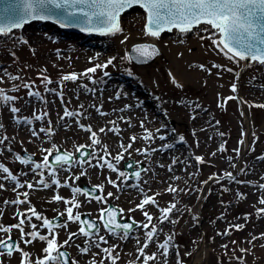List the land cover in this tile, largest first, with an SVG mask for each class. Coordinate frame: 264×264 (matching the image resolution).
Segmentation results:
<instances>
[{
    "label": "rangeland",
    "instance_id": "obj_1",
    "mask_svg": "<svg viewBox=\"0 0 264 264\" xmlns=\"http://www.w3.org/2000/svg\"><path fill=\"white\" fill-rule=\"evenodd\" d=\"M129 21L131 26L125 28ZM145 21V15L133 13L132 19L121 21L125 25L121 27V33L97 36L96 46L112 47L109 53H102L98 64H104L113 57L115 59L107 68L88 74L94 83L80 76L94 58L88 52L90 40L82 43L81 38L87 37L84 34H63L57 28L37 26L27 28L31 33L28 38H23V29L12 32L9 38L0 37V80H3L0 89L18 97L13 106L21 109L15 116V119L21 121L17 124L12 123L15 120L11 112L7 116L9 108L0 107V124L3 125L0 137H7L0 144V163L17 176V182L33 183L35 186L34 190L21 187L13 191L15 183L5 178L6 174L0 173V184L4 185L0 189V224H17L23 217H18L16 213L30 216L28 210L31 206L42 217L56 221L54 224H68L67 228L53 229L57 234V243L62 244L68 239L69 233L78 232L79 222H69L65 212L67 206L63 201H55L53 197L59 195L71 199L70 189L79 187L81 193L77 195L76 201L82 206L74 208L73 215L79 212L81 216L87 215L96 222L100 235H104L108 243H102L98 249L85 244L86 238L81 235L73 237L68 245L60 249L68 253L69 264L72 261L77 264L96 261V264H100L102 259L104 264H111L101 249L114 245H118L112 253L113 257L119 254L117 264H143V257L137 259L139 253L136 241L138 238L140 246L144 244V230L135 227L127 240L118 238L119 231L117 236H110L100 223L99 213L101 209L112 205L119 210L120 221L146 222L139 209H130H135L145 196H155L158 207L146 206L153 217H160L159 209L167 208L171 203H176L179 209L171 215V219L178 220L176 224L166 222L161 225L158 219L152 221V224L162 229L158 234L159 242H163L168 235H174V247L170 249L167 264H177L178 258L181 264H240L237 258H241L243 264H264V238H259L264 234V213L257 214V209L264 208L259 203L260 198L264 197V190L259 188V185L264 184V179H261L264 177V107H260L264 105V68L247 67L242 61L235 63L228 60L212 45L208 38L212 35L195 34L191 37L170 33H161V47L154 44L160 53L154 63L135 66L124 57L135 44H151L144 40L141 27ZM21 39L26 43H20ZM122 40L125 42L121 43ZM214 63L222 67L212 68ZM199 65H204L207 71L200 70ZM226 68L232 71H226ZM4 70L21 79L9 80ZM70 73L77 74L79 78L75 82H60L63 75ZM45 76L53 81L47 85L53 92L45 90L42 83ZM24 83L33 85L30 90L41 95L28 96L29 89L23 87ZM233 84L237 87L235 93L230 90ZM16 85H20L18 91H9ZM119 91H124L128 96L125 97ZM57 93H62V98ZM229 96L240 97L242 104L239 99L224 103ZM220 104L223 107H218ZM65 108L82 115L61 120ZM97 108L106 115L98 113ZM34 114L42 116V125L39 127L47 128L51 124V136L35 130L37 120ZM123 115H127L128 120H123ZM245 115L252 124L248 141L245 140L248 130ZM25 119L32 123L24 124ZM110 121H115V124ZM78 125L90 126L96 132L100 144L91 145L90 133ZM114 127L120 129L118 135L110 131H99L100 128ZM145 129L155 138L143 139ZM157 129L160 131L157 132ZM33 131L38 135L33 136ZM161 135L165 136V140L158 138ZM132 136L136 137V142L116 164L112 158L123 151L120 145L127 146ZM221 144L226 151L218 150ZM80 145H85L83 149H88L90 153L95 149L98 157L104 156L106 146L109 155L104 156V159L113 163L117 172L106 167L90 166L87 161L93 165H102L103 161L89 155L86 160H81L82 165L57 172L56 179L61 182V186L50 184L49 188L44 189L36 185L41 177L33 174L30 165L43 162V157L48 154L43 150L51 149V156L60 150L77 157L76 148ZM164 145L172 147L164 148ZM235 149H239V154ZM145 151L147 155L142 154ZM25 154L34 158L30 165H21L16 160L17 155L23 158ZM196 156L202 157L203 163L197 164ZM173 161H176L174 165ZM128 162L134 163L135 170L142 168L139 179L129 180L130 173L125 172L124 167ZM170 165L173 166L171 172L168 170ZM81 171L85 175L81 176ZM121 171L128 177L126 183H122L123 178L118 175ZM47 172V169L43 170V175L50 183L51 178ZM225 173L232 174V182L221 180L206 189L204 182L209 177H220ZM76 176L80 178L73 182ZM173 177L179 179L174 180ZM109 179L115 181L117 187L109 184ZM65 180L69 184L67 188L62 186ZM96 185H104L102 191L96 190V195L106 197L111 192L113 197L108 198L106 203H100L89 195H83V186L94 188ZM169 185L181 191L169 193ZM26 191L29 192V203H4L17 197L23 200L24 196L20 193ZM237 193H242L244 198H238ZM59 213L65 214L59 216ZM32 223L37 224L40 235H48V230L41 227L42 221L32 217ZM236 225L243 227L237 231L234 227ZM23 227L25 232L33 231L30 225ZM226 229L230 230V235H217ZM20 235L18 229H12V239L19 243L23 251L30 253L31 264H35L37 258L44 256L42 249L46 243L37 238L32 244L25 245ZM7 236L0 231V239H7ZM77 245L80 248L89 247V253L81 254ZM145 252L148 255L155 253L158 257V260L149 261L148 264H164L162 250L158 251L156 243H152ZM21 258L20 252H14L12 257L0 255V264H21Z\"/></svg>",
    "mask_w": 264,
    "mask_h": 264
},
{
    "label": "snow or ice",
    "instance_id": "obj_2",
    "mask_svg": "<svg viewBox=\"0 0 264 264\" xmlns=\"http://www.w3.org/2000/svg\"><path fill=\"white\" fill-rule=\"evenodd\" d=\"M2 2L5 5L2 9H0V37L2 38H9L14 29H20L32 20H52L54 23H59L62 28L79 27L80 31L82 32L95 31L101 35H116L123 31L119 22V17L121 14L125 10L138 5L143 8L144 12L146 13V24L143 28V33L145 36L158 39L162 32H171L173 29H177L181 34L186 35L198 25H209L211 29L215 30V32L211 37L208 38L211 39L212 45L215 47V49H217L218 52L223 53L228 60L235 63H238L239 61H248L250 63H258L259 65L264 66V0H2ZM205 31H207V29H205ZM203 38L204 37H201V39ZM126 39L127 37H125V40ZM19 42L26 43V41L23 39H21ZM124 42V40L121 41V43ZM131 51L135 54V57L129 56L128 53H126L124 59L132 60L135 58L141 63H146L148 60L159 54L158 49L154 44L135 45ZM114 59L115 57L110 58L104 64H96L93 67L86 69L85 72L80 74V76L87 77L90 81H92V78L88 76V74H94L98 69L103 70L107 68L112 64ZM221 67V65L215 63L212 64V68L219 69ZM199 68L202 71H207L204 65H199ZM225 70L229 72L232 71L230 68H226ZM4 75H6L8 79L12 81L21 79V77L13 76L7 73L6 70H4ZM105 75H107L106 72ZM78 78L79 77L77 74L70 73L63 75L60 82H75ZM2 82L3 80H0V83ZM92 82L94 83L95 81ZM42 83L44 84L46 91H54L53 89L47 87V85L53 83V81H51L48 77H43ZM173 83H175L174 79ZM32 86L33 85H29L28 83L23 84L24 88L29 89L28 96L39 97L41 95L39 92H33L30 90ZM19 87L20 85H16L15 87L9 89V91L16 92L19 90ZM230 90L235 93L237 91L236 85L233 84ZM57 95H60L62 98V93H57ZM118 98L119 94L117 95V99ZM16 99H18V97L8 95L4 89H0V107L9 108L10 112L13 114L15 123L20 124L21 121L15 119L16 114L20 111V109L13 106ZM231 99L238 100L239 98L235 96H229L225 98L224 103H227V101ZM81 107L83 106L81 105ZM218 107H223V104L218 105ZM260 107H264V105H260ZM97 112L101 115H106L105 113L100 112L99 108H97ZM44 115L47 116V112H45ZM80 115H82L80 112H71L65 108L64 114L60 117V119L64 120L65 118H74ZM34 119L40 121L42 120V116L34 114ZM125 122L127 123V121ZM23 123L31 124L32 121L25 119ZM109 123L115 124V121H110ZM78 126L84 131L90 133L89 139L91 141V145L100 144L99 139L96 138V132L93 131L90 126ZM143 126V122H141V127L143 128ZM2 128L3 125L0 124V129ZM39 131L45 133L48 136L53 134L51 124H49L47 128H40ZM99 131L101 133L110 131L118 135L120 129L118 127L109 129L100 128ZM159 131L160 129H157V132ZM145 132L146 135L143 137V139L152 140L155 138L152 133L147 131V129H145ZM32 135L37 136L38 134L37 132L33 131ZM220 135L223 134L221 133ZM158 138L160 140H165V136L163 135L159 136ZM6 139V136L0 137V144H3ZM129 139L131 142L127 146L123 144L120 145L123 151L119 152L115 157L112 158L116 164H118L123 159L124 153L131 149L132 145L136 142L135 136H132ZM180 139L183 141V137ZM240 143H243V141H240ZM85 147V145L78 146L76 148V152L81 153V150ZM163 147L170 148L172 145H164ZM218 150L220 152L226 151L223 144L219 146ZM43 151L47 152L48 154L43 157L42 163H36L34 166L30 165V156L25 159L17 155L16 160L21 165H30L33 174L39 175L41 177L36 181V185H40L44 189L49 188L50 184L61 186V182L56 179L58 171H68L73 166L82 165L83 163V161H81L78 157H74L69 153L58 154L55 156L54 162L49 163V156L52 155V150L47 149ZM153 151L156 150L153 149ZM234 151L239 154V149H235ZM142 154L147 155V151ZM89 155H91L93 159H99L103 161L102 165H93L91 161H87L90 166L106 167L112 172H117L116 166L104 159V156L109 155L106 146L104 148V156L98 157L95 149H93ZM211 155L214 156L215 153H212ZM195 160L197 164L203 163L202 157L196 156ZM175 163L176 161H173V165ZM128 167L131 168L133 165L129 164ZM233 167H235V165H233ZM45 169L48 170L47 175L51 178L50 183L44 178L43 170ZM168 170L171 172L173 170V166L170 165ZM144 171H147V169H144ZM0 173L6 174L5 178L15 183L13 191H16L21 187H27L29 190L35 189L33 183L26 182L21 184L17 182V176L11 173L9 168L2 163H0ZM80 175H85V172L81 171ZM118 175L119 177L123 178L121 181L122 183L127 182L128 177L124 172L121 171L118 173ZM133 175L137 179L140 178L139 171L134 172ZM192 175H195V173ZM79 178V176L74 177L73 182ZM173 179L178 180L179 177H173ZM209 179L215 180L217 183H219L221 180L232 182L233 176L231 173H225L223 176L216 177L214 175L209 177ZM261 179H264V177H261ZM108 183L113 187H117L116 182L111 179L108 180ZM204 183H207V181ZM62 186L66 188L69 187L68 181L65 180ZM103 187L104 185H96L94 186V190L102 191ZM3 188L4 185L0 184V189ZM259 188L264 190V184L259 185ZM70 191L71 199L64 198L59 195L54 196L53 199L57 202L63 201V203L67 206L65 209L67 219L69 222H79L78 232L69 233L68 239L62 244H58L57 234L53 231V229L54 227L67 228L68 224H54L52 220L42 217L39 213H37L34 207L30 206L28 210L31 213L30 216L22 212L16 213L18 217H23L19 219L17 224L10 226H4L0 224V231L8 234L7 239H0V255L12 257L14 252H20L22 257L21 264H31L30 253L23 251V249L19 247L18 242L12 241L11 232L14 228L19 230L21 234L20 240L23 241L25 245L32 244L37 238L41 242L46 243V247L42 249L45 255L43 257L37 258L35 264H69L68 253L61 251L60 249L68 245L70 241H72L73 237L77 235H81L86 238L85 244L91 245L98 249L102 243L107 244L108 240L104 235H100V229L97 227L95 222L88 219L81 220V214L79 212L73 215V209H79L82 206L81 203L76 201V197L81 193V189L79 187H72ZM167 191L169 193H175L181 190L169 185ZM20 195L24 196L23 200L17 197L15 200L4 201V203L13 205L29 203V192L26 191L20 193ZM83 195L88 197L89 194L85 192ZM156 195H159V193ZM110 197H113V193L111 192H109L106 197L96 195L91 198L95 199L97 202L106 203ZM237 197L244 198L242 193H237ZM259 203L264 205V197L260 198ZM148 205H154L158 207L155 196H145L141 202L136 205L135 209H130V211L139 209L142 212L146 222H137L132 220L131 223H117L115 215L117 210L109 208H103L100 210L99 220L103 225L104 231L108 232L110 236H117V232L119 231L118 238L122 240H127L130 238L129 234L131 233L133 227L144 230V244L140 246V241L138 238L136 241L139 253L137 259L143 257V264H148V262L152 260H158V257L155 253L148 255L145 252V249H147L152 243H156L158 251L162 250L161 255L164 257V264H167V257L169 256L170 249L174 247V235H168L163 242H159L158 234L160 231H162V229H160L157 225L152 224V221L154 219H158L161 225L166 222L176 224L178 220L171 219V215L174 211H179V209L177 208L176 203H171L167 208L159 209L161 213L160 217H153L146 210V206ZM261 213H264V208L257 209V214L260 215ZM64 214L65 213H59V216H63ZM32 217H35L37 221H42L41 227L48 230V235H40L37 224L32 223ZM193 219H196V217H193ZM245 219H247V217H245ZM26 224L30 225L33 231L25 232L23 226ZM231 227L233 226H230V228ZM234 227L238 231L243 226L236 225ZM230 234L231 232L228 229H226L223 233H217V235L221 236H227ZM49 236H51V239H49ZM26 237H31V239H25ZM256 238L257 237H254V239ZM259 238H264V234H261V237ZM233 243L235 242L233 241ZM116 247H118V245L101 249L103 253L107 254V259L110 260L111 264H117L119 254H117L116 257L112 256V253L116 250ZM222 247L226 248L227 245H222ZM77 248L81 254H88L90 251L89 247L80 248V246L77 245ZM241 251L243 252L244 250L241 249ZM94 255H96V253H94ZM25 258H28V260L26 261ZM237 259L240 261V264H243L241 258ZM71 264H77V262L72 261ZM91 264H96V261H92ZM100 264H104L103 259L100 261ZM177 264H181V260L179 258L177 259Z\"/></svg>",
    "mask_w": 264,
    "mask_h": 264
},
{
    "label": "water",
    "instance_id": "obj_3",
    "mask_svg": "<svg viewBox=\"0 0 264 264\" xmlns=\"http://www.w3.org/2000/svg\"><path fill=\"white\" fill-rule=\"evenodd\" d=\"M4 6H5L4 3L2 2V0H0V9H2ZM137 6H138V5H137ZM139 7H140V6H139ZM129 10H132V11H130L127 15H125V13L128 12ZM133 13H137V14L145 15V14L141 13L140 10H139V11H136L135 6H133V7L129 8V9L125 10V11L121 14V16L119 17V22H120V20H121V17H123L124 15H125V16L123 17L122 21H124V20H128V19H132V18H133ZM145 16H146V15H145ZM39 21H42V20H32V21H30L29 23L25 24L22 28L37 27V26H47V25H48L49 27L53 28L51 25H49V23L46 22V21H52V20H44V21H42V22H39ZM35 22H38V23H35ZM57 24H58L59 27H61V26L59 25V23H57ZM145 24H146V22H142V30H143ZM120 26H121V27H124L123 24H122L121 22H120ZM54 28H55V27H54ZM61 28H62V27H61ZM66 28H67V27H66ZM68 28H69V27H68ZM72 29H75V30H79V31H80L79 27H75V28H72ZM205 29H207V31H205ZM15 30H17V29H14L13 31H15ZM84 32L87 33V31H84ZM94 32H95V31H94ZM168 32H169V31H168ZM214 32H215V30H214V29H211V27H210L209 25H207V26L200 25L198 28H193V30H192L190 33L186 34V35H185V34H181V33H180L178 30H176V29H173V30H172L171 32H169V33H170V34H177V35H184V36H191V37H193L195 34L212 35ZM95 33H98V32H95ZM163 33H165V32H163ZM134 46H135V45H134ZM132 48H133V46H132ZM132 48H130L128 54H129V56L135 57V54L132 53V51H131ZM158 53H159V51H158ZM159 57H160V53H159L158 55H156L154 58L148 60V62H146V63H141V62L137 61L135 58H133L131 61H132L136 66L141 67V66H148V65H151V63H154ZM249 67L264 68V66H261V65H249ZM89 153H90V151H89L88 149H82V150H81V153H78V154H77V157H78L79 159H81V160H86L87 157L89 156ZM58 154H65V153H64V152H60V151L57 152L55 155H53V156L51 157V159H50V163H53V162H54V160H55V156L58 155ZM29 156H30V155H29ZM29 156L26 155V154L24 155L25 158H28ZM31 160H33L32 157H31ZM129 164H132V165L134 166V163H132V162H128V163L125 164V170H126V171H131L130 178H135V176L133 175V173L136 172V171L141 172L142 168H141V169H137V170H133L132 167H131V168L128 167ZM83 190H84L85 192H87V193H88L90 196H92V197L96 195V193H95L96 190H94V188H90V187L84 186V187H83ZM109 209H115V210H117L116 213H115V215H116V222H117V223H120V224H123V223H131V221H129V220L120 221V220L118 219V216H119V213H118V212H119V210L116 209V208H114L112 205L109 206ZM84 219H88V220H90V218H89L87 215L82 216V220H84ZM90 221H92V220H90ZM53 222L56 223V221H53ZM93 222H94V221H93ZM95 223H96V222H95ZM96 225H97V224H96ZM97 227H98V225H97ZM134 228H135V227H133V229H134ZM12 241L15 242V240H13V239H12ZM61 251H62V250H61ZM68 261H69V257H68Z\"/></svg>",
    "mask_w": 264,
    "mask_h": 264
},
{
    "label": "bare ground",
    "instance_id": "obj_4",
    "mask_svg": "<svg viewBox=\"0 0 264 264\" xmlns=\"http://www.w3.org/2000/svg\"><path fill=\"white\" fill-rule=\"evenodd\" d=\"M122 23V22H121ZM123 24V23H122ZM131 21H129V22H126V26H125V28L126 27H128V26H131ZM48 26V25H47ZM49 27V26H48ZM142 28V27H141ZM51 29H53V28H51ZM60 30L62 29V31H64V32H62L63 34L64 33H66L67 32V29L65 28V29H63V28H59ZM143 31V30H142ZM14 32V31H13ZM22 33V36H23V38H28V37H30L31 36V33L27 30V28H23V31L21 32ZM42 36V34L40 33L39 34V36ZM76 35V34H75ZM144 35V34H143ZM40 36V37H41ZM79 38H81V37H79ZM96 38H97V36L96 35H88L87 37H83V38H81V40H82V43H84V42H86V41H89L91 44H89L88 43V45H91L90 47L88 46V52L89 53H91V56H93L94 58H93V60L91 61V62H89V64L88 65H86L85 67L88 69V68H90V67H93L94 65H96V64H98V62H99V60H101L100 58L102 57V53H104V52H108L109 53V51L111 50V46H103V47H100L99 45L98 46H96L97 44H96ZM162 39V38H161ZM161 39H155V38H152V37H148V36H145L144 35V40L147 42V43H151V44H155V45H158V47H161ZM36 40H40V38H36ZM35 39H34V42L36 41ZM102 42V41H101ZM98 44H100V43H98ZM101 44H103V42L101 43ZM135 45H137V44H135ZM134 46V45H133ZM131 48H132V46H131ZM217 50V49H216ZM218 54V53H217ZM220 54H222V55H224L223 53H221L220 52ZM243 62V64H244V66H246V65H248V61H242ZM191 68H192V66L191 65H189ZM84 67V66H83ZM85 67H84V69H85ZM194 67V66H193ZM190 69V68H189ZM174 73V76H176L177 77V73H176V71H174L173 72ZM100 81V80H99ZM119 93H122V95H124L125 97H127L128 96V94H125V92L123 91H119ZM239 98V101H240V103L242 104V101H241V98L240 97H238ZM21 110V109H20ZM8 113H10V110L8 109L7 110V112H6V114H7V116H8ZM245 117H246V122H247V124H248V130H247V133H246V135H245V140L246 141H248V139L251 137V128H252V124H251V120L248 118V116H246L245 115ZM11 118V117H10ZM122 118H123V120H128V116L127 115H123L122 116ZM12 119V118H11ZM13 121V120H12ZM41 121V120H40ZM40 121H36V129L35 130H37L38 132H39V129L41 128V127H39V126H41L42 124H41V122ZM60 122V121H59ZM9 124H11V122H8ZM12 123H15L14 121L12 122ZM61 123V122H60ZM41 124V125H40ZM214 182H216L215 180H208L207 181V183H205L206 184V189L208 190L209 188H210V186H212V184L214 183ZM76 237H78V235L76 236ZM45 255V254H44Z\"/></svg>",
    "mask_w": 264,
    "mask_h": 264
}]
</instances>
